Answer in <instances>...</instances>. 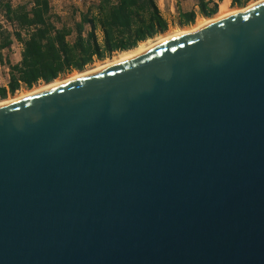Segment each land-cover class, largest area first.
Segmentation results:
<instances>
[{"label": "water", "instance_id": "obj_1", "mask_svg": "<svg viewBox=\"0 0 264 264\" xmlns=\"http://www.w3.org/2000/svg\"><path fill=\"white\" fill-rule=\"evenodd\" d=\"M0 264H264V0L0 107Z\"/></svg>", "mask_w": 264, "mask_h": 264}, {"label": "trees", "instance_id": "obj_2", "mask_svg": "<svg viewBox=\"0 0 264 264\" xmlns=\"http://www.w3.org/2000/svg\"><path fill=\"white\" fill-rule=\"evenodd\" d=\"M3 2L0 12L17 29L0 26V51L13 41L22 44V51L19 63L9 67L7 86H0V100L22 87L30 90L39 82L49 84L73 71L82 72L95 60L133 49L168 27L155 0H96L81 12L72 9L70 23L53 12L49 0H26L15 6ZM196 2L202 17H212L218 11L214 0ZM247 2L231 0V6L244 7ZM195 16L193 11L180 13L179 25L193 24Z\"/></svg>", "mask_w": 264, "mask_h": 264}, {"label": "rangeland", "instance_id": "obj_3", "mask_svg": "<svg viewBox=\"0 0 264 264\" xmlns=\"http://www.w3.org/2000/svg\"><path fill=\"white\" fill-rule=\"evenodd\" d=\"M24 1H26V0H24ZM49 1H50V5H51V8H52L53 12L55 14H57L62 19V21H64V22L67 21V22L70 23V19H71L70 17H71L72 9H76L78 12H81V11L85 10V8L88 6V3L91 0H49ZM184 1H187V0H155L162 17L167 22V26L168 27H167V31L166 32H164L162 34H159V35L155 36L154 38L148 39L146 41H155L157 38H159L161 36L168 35L169 33H176V32H179V31L187 30L190 27H192L197 20L210 19V18L215 17L218 14V11H217V13L214 16L209 17V18H205V17H202L197 12L193 24L188 25V26H180L179 25L177 7H178V2H182L183 3ZM214 1L217 3V6L219 8V4H220L221 0H214ZM254 1H256V0H248V2L245 4L244 7H246L247 5L251 4ZM6 2H9V1L8 0H4L3 3H6ZM194 4H195V0H188V3L184 7L190 8ZM1 6H2V4H0V7ZM244 7H232L231 6V0H229L228 8L230 10L241 9V8H244ZM218 8H217V10H218ZM76 17L78 18V16H76ZM119 53H121V52H116V53H114L112 55V57L106 58L103 61L95 60L92 65L87 66L83 71L91 69V68H93V67H95V66H97L99 64L104 63V62L110 61L112 58L117 56ZM75 72H77V71H73L72 73L67 74V75H65L63 77H59L56 80L65 79V78L69 77L71 74H73ZM7 81H8V75H6V72H5L4 69H0V86L6 85ZM43 85H46V84H44L42 82H39L38 84L34 85L31 89L36 88L38 86H43ZM25 91H28V90H26L25 88L22 87L14 95H10L8 93L6 99L12 98V96H15V95H17L19 93H22V92H25ZM2 100H5V99H2ZM2 100H0V101H2Z\"/></svg>", "mask_w": 264, "mask_h": 264}, {"label": "bare ground", "instance_id": "obj_4", "mask_svg": "<svg viewBox=\"0 0 264 264\" xmlns=\"http://www.w3.org/2000/svg\"><path fill=\"white\" fill-rule=\"evenodd\" d=\"M261 1H263V0H256L244 8L230 10L228 8L229 0H221V2L219 4V8H218V14L213 18L197 20L195 22V24L192 27H190L189 29L184 30V31H179L176 33H169L168 35L161 36V37L157 38L155 41H143V42L139 43L135 48L127 50V51H122L117 56L112 58L110 61L99 64V65H97L91 69H88V70H85L82 72H75L65 79L55 80L49 84H46L43 86H38V87L33 88L31 90L19 93V94L13 96L12 98L2 100V101H0V107L7 106L10 104L16 103L18 101L24 100V99H28V98H30V97H32V96H34V95H36L42 91H45L47 89L58 87L60 85H63L65 83L77 80L81 77H84L86 75H89L91 73L99 71L101 69H104L106 67L118 65V64L123 63L125 61L139 57V56L143 55L144 53H146L152 47H154V46H156L162 42H165L167 40H170L172 38H175V37H178V36H181L184 34L191 33V32L201 28L202 26H204L208 23L220 20L222 18H225V17L232 15V14H235V13L242 12V11L246 10L247 8L253 6V5H255Z\"/></svg>", "mask_w": 264, "mask_h": 264}, {"label": "crops", "instance_id": "obj_5", "mask_svg": "<svg viewBox=\"0 0 264 264\" xmlns=\"http://www.w3.org/2000/svg\"><path fill=\"white\" fill-rule=\"evenodd\" d=\"M187 3H188V0L184 1L183 3L178 2V7H177L178 17H179V14L183 12L193 11L194 13H197L198 7H197L196 0H195V4L190 8L184 7L186 6ZM96 34L98 38L101 39V32L99 30H97ZM21 51H22V44L18 41H13L12 45L9 48H4L0 51V60H1L2 66L5 67L4 70L6 72V75H9L10 66L19 63L20 58H21L20 56ZM4 86L6 87L7 84Z\"/></svg>", "mask_w": 264, "mask_h": 264}, {"label": "built area", "instance_id": "obj_6", "mask_svg": "<svg viewBox=\"0 0 264 264\" xmlns=\"http://www.w3.org/2000/svg\"><path fill=\"white\" fill-rule=\"evenodd\" d=\"M8 1H9L8 3H9L10 5L15 6L16 4H19V3L23 2L24 0H8ZM94 1H96V0H91V1L88 3V5H90V4L93 3ZM32 4H33L32 2L29 3V7H30ZM0 26H1L2 29H6V30H9V31H13L14 29H17V28H16V25H15L14 23L9 22V21L5 18L3 12H0ZM21 34H22V36H25V35H26V32L23 30V31L21 32ZM0 69H5V67L2 66L1 60H0Z\"/></svg>", "mask_w": 264, "mask_h": 264}]
</instances>
